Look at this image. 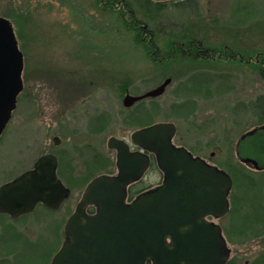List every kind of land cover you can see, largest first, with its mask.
Wrapping results in <instances>:
<instances>
[{
    "label": "rangeland",
    "instance_id": "rangeland-1",
    "mask_svg": "<svg viewBox=\"0 0 264 264\" xmlns=\"http://www.w3.org/2000/svg\"><path fill=\"white\" fill-rule=\"evenodd\" d=\"M107 1L112 0H0V17L12 24L23 56L26 87L22 107L0 141V185L31 169L45 154H69L77 181L84 176L82 161L92 152L107 160L108 173L115 172V152L108 150L107 141L129 142L137 127L127 118L141 108L150 125L174 124L176 146L201 152L220 166L237 167L234 147L240 134L264 120L256 109L264 102V0H193L183 8L172 2L160 6L151 0H118L124 9ZM140 26L153 35L151 49L158 52H147L149 35L137 42ZM192 40L221 57H186L179 50L173 60L155 62L172 56L171 47ZM226 47L253 61L225 58ZM257 53L262 73L256 69ZM166 80L170 82L161 96L123 107L125 91L140 96ZM199 80L210 83L208 97L204 88L188 93ZM95 117L104 127L99 132H92L100 124ZM57 175L71 189L60 211L38 206L18 221L0 217L11 252L5 264L36 263L39 249L55 248L52 234L63 227L66 209L80 201L87 183H68L64 169ZM159 181L161 175L151 170L142 188ZM18 233L32 241V252L23 251L25 242L21 251Z\"/></svg>",
    "mask_w": 264,
    "mask_h": 264
},
{
    "label": "water",
    "instance_id": "water-1",
    "mask_svg": "<svg viewBox=\"0 0 264 264\" xmlns=\"http://www.w3.org/2000/svg\"><path fill=\"white\" fill-rule=\"evenodd\" d=\"M0 52L6 53L5 64L14 69L16 80L1 130L22 90L23 69L12 24L2 17ZM169 82L141 96L126 95L123 106L161 96ZM175 132L172 123H156L131 134V143L154 156L164 177L161 185L130 202L127 187L140 178L149 159L130 152L122 140L108 139L107 148L117 153L118 173L100 175L88 183L65 223L64 241L50 264H225L229 252L220 230L205 218L226 212L231 180L185 148L174 147ZM235 153L239 162L264 169V126L243 135ZM69 196L70 190L57 177L56 157L46 154L32 169L0 186V213L16 220L31 214L38 204L55 211ZM90 206L94 214L86 213Z\"/></svg>",
    "mask_w": 264,
    "mask_h": 264
},
{
    "label": "flooded vegetation",
    "instance_id": "flooded-vegetation-1",
    "mask_svg": "<svg viewBox=\"0 0 264 264\" xmlns=\"http://www.w3.org/2000/svg\"><path fill=\"white\" fill-rule=\"evenodd\" d=\"M101 1H103V0H101ZM114 1L112 0V1H107V2L113 3V6L116 8L119 2H118V0H114ZM153 1H154V4H157V3L158 4H162V3L168 4L171 2L175 3V4H179L181 2H186L184 0H182V1L180 0V2H178L177 0H153ZM191 1L193 2V0H191ZM194 5H195V1H194ZM140 27L146 28V26H140ZM146 35H149L150 39H148V41H150L153 38V35H151V34H143V35L140 34V36H139L140 40L144 41L146 38L145 37ZM187 44H188V46H190L189 49H180V51H179L182 54V56H195V57L201 58L204 55L208 56V54L214 55V53H218V57H221V52H218V51L214 52L213 50L203 48L201 42H197V41L192 40V41L188 42ZM184 46H185L184 43L179 45L180 48L181 47L183 48ZM223 54H224L225 58H232V61L236 60V59L239 62L244 61L246 63H251L253 61L251 56H249L247 58V61H245L243 59L244 55L234 53L231 50H229L227 47L224 49ZM259 56H260L259 53L254 55V60L256 62L257 71L260 68V70H261L260 72L262 73L261 61H260ZM6 57H7L6 53L0 52V125H1V121L5 117L4 113L6 112L7 104H9V102H8L9 91H15V89H16L15 71L13 68H11L10 65L5 64V60H6L5 58ZM9 61L11 62V57H9ZM13 75H14V79H13ZM21 81H22V90L16 96L15 105L11 108L9 118L6 121V123L4 124L3 128L0 130V141L2 140V136L5 134L6 130L8 129V126L11 125L13 117L15 116L16 113L18 114V111H20V108L22 107L21 104L23 102V97H24V94L26 92V87H25V83H24V66H23V69L21 72ZM126 95H129V94L125 91L124 98ZM148 99H150V98L140 100L136 103L139 104V102L146 101ZM136 103H134L133 105H135ZM122 105H123V100H122ZM256 109H257V115H259L260 117H264V102H260L259 104H257ZM234 116L238 117L236 115H234ZM98 126L96 127V130H94V131L92 130V132L101 131L102 129L100 130L98 128ZM261 126H264V120L261 122V124L256 125V126H252L248 129L244 130L240 134V137L238 138V140L243 135H245L246 133L254 130L255 128L261 127ZM141 128H144V127H141ZM141 128H137V130H139ZM119 140L124 141L129 146L130 152H133V153L139 152L144 157H147L149 159V165L146 168V170L141 174L140 178L138 180H136L135 182H132L127 187V202H130L133 199H135L138 195L145 193L149 190H152V189L156 188L157 186L161 185L164 175L158 169V167L155 163V158L151 153L143 151L139 147L133 145L131 143L130 139H129V142H127L125 139H119ZM172 144H173V139H172ZM53 145H56L54 140H53ZM173 146L177 147V148L181 147V146H176L175 144H173ZM235 147H236V144H235ZM235 147H234V155H235V159L237 162V167H233V166H231V164H225V166H220L218 164L212 163L208 159H205V157L201 154V152H199V154H195V153L190 152L187 149L186 150L192 157L199 158L202 162H204L208 166H213V167L217 168L218 170L223 171L225 174H227L229 176V178L231 180V187L227 193L226 212H224L223 214H219L218 216L210 215V216H207L205 218V220L207 222L212 223L214 226H217L220 230V234H221V237L224 241L225 248L229 252V256H228L225 264H264V169L258 170L251 163L239 162L237 157H236ZM112 151L115 152V162H114L115 172H113V173L105 172V173L99 174V172H98L96 174L91 175V170L89 168H92V167L88 168V166H85L83 164L85 171H84V176L82 177V179L83 180L86 179V181H87V183L85 184V188L89 182H91L93 179H95L96 177H98L100 175H107V176L117 175V173H118L117 167H116V155H117V153L115 150H112ZM96 153L97 152H95V153L92 152V153H90V154H92L90 156H96L98 159H101L102 156H98V155H96ZM214 156H215L214 152H211L209 154L210 159H212ZM55 157L57 159V172H58L59 157L58 156H55ZM65 158L68 160L69 165L72 166V164L70 163L69 154H67V156H65ZM151 170H155L159 175H161V181H159L158 184H156L154 187L142 188L145 185V180H146V178L149 175ZM22 173H24V172H22ZM67 176H69V179L74 183H78L79 181L80 182L82 181V179H79V181H77V179L74 178V171H72V172L68 171ZM57 177H58V175H57ZM8 182H5L3 184H6ZM3 184H1V185H3ZM65 187L70 190V196H71V189L68 186H65ZM70 196L65 201L62 202L59 209L55 210V212L60 211L64 207V205L70 199ZM77 204L78 203H76L74 205V207L70 206L66 209L65 214H64V216L66 217V220L64 222L63 227L58 229L56 231V233L52 234L53 243H54V245L56 244L55 248L52 250H50L49 247H48V249L47 248L39 249L36 252V255L38 258L37 261H35L36 263L27 262V264H50L51 263L53 257L55 256L57 251L60 249V247L64 241L65 223H66L67 219L73 213ZM38 206H41L44 209H46L41 204H38L35 207V209ZM46 210H48V209H46ZM49 211H51V210H49ZM85 211L87 214H94L95 208L90 206V207H87ZM34 212H35V210L31 214H27L24 216L32 215V214H34ZM24 216H21L16 220H12L9 216L0 213V217L10 219V221H13V222L18 221L20 218H22ZM39 235H40V233L37 235L38 237L36 238L38 240H40ZM4 236L5 235L3 234V229L0 227V264H3V263L5 264L6 259L9 256V253L7 251V248H6V239ZM18 238H19V240H21V242H20L21 243V251L23 249V243L22 242H25L28 250L24 249L23 251H27V254L30 252V250L32 252L33 249L30 248V245L33 244L32 241H30L27 238L22 237L21 233H18ZM253 254H255V255L253 256L252 259H245L243 261L244 256H247V255L250 256ZM10 255H12V254H10ZM13 255H16V252Z\"/></svg>",
    "mask_w": 264,
    "mask_h": 264
},
{
    "label": "trees",
    "instance_id": "trees-1",
    "mask_svg": "<svg viewBox=\"0 0 264 264\" xmlns=\"http://www.w3.org/2000/svg\"><path fill=\"white\" fill-rule=\"evenodd\" d=\"M151 1L154 3L153 0H151ZM191 2L192 1L189 0V1H186V2H181L178 5L181 8H183L184 6L187 7V5L189 3H191ZM155 5H160V4L157 3ZM117 6L118 7H122L123 9L125 8V4H123V2H119ZM160 6H162V5H160ZM152 8H155V9H158V10L161 9V7L159 8L158 6H153ZM130 19H131V22H130L129 25L132 28H134L135 26H137V23L134 22V24H133V18H132V16L130 17ZM139 29H140L141 32L138 30V33H137L138 34V37L140 36V34L141 35L144 34V31H147V28L145 29L143 27H140ZM137 42H143V41H141L140 40V37H139V40H137ZM147 42H148V46H149V49L147 50V52L149 53L152 50L151 49L152 40L147 41ZM184 44H185V46L183 48L182 47L180 48L179 46L178 47H176V46L171 47V51L173 52V55L172 56H169L168 55L167 57L166 56H161V57L155 58L154 59L155 62L157 61L159 63H166V62H169V61L173 60L174 58H176L175 53H178V51L180 49H189L190 46H188L187 43H184ZM155 51L158 52V50L156 48H155V50L153 52H155ZM151 55L154 56L153 54H151ZM177 57H179V56H177ZM186 57H190V56H186ZM206 82H208V81L199 80V81H197L195 83H192V87H191V89H189L188 93H191V94L197 93L196 90L198 91L199 89H203L204 88L207 92H205V94H204L202 92V90H201V91H199V93H203L204 94L203 96L208 97L209 91H208V87L207 86H209L210 83H206ZM100 119L101 118H99V117H95V120L94 121H96L97 123L100 122L98 128L101 130L104 127L101 124V120ZM127 119H129L130 124H132L134 127H137V128L146 127V126H149L150 125V119L148 117V114L146 113V109H144V108H141L139 110L137 109ZM82 162L84 163L85 166H88V168L89 167H92V168H89L91 170V175L92 174H96V173H98L100 171L107 172V169L110 166V164L107 163V160H105V158H102L101 157V159H98L96 156H89L88 159H86V160L84 159ZM63 169L66 172H68V171H70V172L74 171V169L72 168L71 165H69L68 160L64 156L59 158V169H58V173L61 174V176H62ZM67 178L68 179L66 181L69 183L70 182L69 176H67ZM82 182L85 183L86 182V179L85 180L82 179V181L80 183H82ZM8 252H10V251H8Z\"/></svg>",
    "mask_w": 264,
    "mask_h": 264
}]
</instances>
